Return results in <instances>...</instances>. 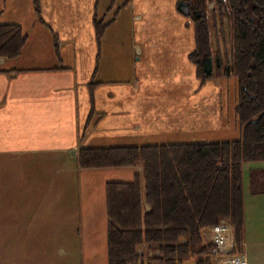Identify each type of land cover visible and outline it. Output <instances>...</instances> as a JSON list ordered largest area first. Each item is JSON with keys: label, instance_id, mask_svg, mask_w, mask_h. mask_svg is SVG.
<instances>
[{"label": "crops", "instance_id": "1", "mask_svg": "<svg viewBox=\"0 0 264 264\" xmlns=\"http://www.w3.org/2000/svg\"><path fill=\"white\" fill-rule=\"evenodd\" d=\"M176 3L39 0V22L33 0H0V24L26 36L19 57L0 58V239L13 229L16 264H109L106 187L142 181V167L85 169L82 149L241 139L237 83L199 84ZM95 20L108 24L100 40ZM241 170V249L264 264V161Z\"/></svg>", "mask_w": 264, "mask_h": 264}, {"label": "trees", "instance_id": "2", "mask_svg": "<svg viewBox=\"0 0 264 264\" xmlns=\"http://www.w3.org/2000/svg\"><path fill=\"white\" fill-rule=\"evenodd\" d=\"M176 1V11L194 26L188 58L199 84L220 77L237 83L241 139L82 149L79 166L85 169L142 167V181L106 187L109 264H216L205 232L226 218L233 254L242 253L241 165L264 161V0ZM33 4L42 22L39 0ZM107 25L95 20L96 39ZM25 40L19 25L0 24V58L19 57ZM143 245L159 256L140 254Z\"/></svg>", "mask_w": 264, "mask_h": 264}, {"label": "built area", "instance_id": "3", "mask_svg": "<svg viewBox=\"0 0 264 264\" xmlns=\"http://www.w3.org/2000/svg\"><path fill=\"white\" fill-rule=\"evenodd\" d=\"M210 240L214 244V254H221L224 256L222 264H247L245 257L242 254L231 255L234 247V240H232V228L228 223L223 221L216 224L213 228Z\"/></svg>", "mask_w": 264, "mask_h": 264}, {"label": "rangeland", "instance_id": "4", "mask_svg": "<svg viewBox=\"0 0 264 264\" xmlns=\"http://www.w3.org/2000/svg\"><path fill=\"white\" fill-rule=\"evenodd\" d=\"M118 1H120V0H117V2ZM10 210H11V206H10ZM222 221L224 223H228L230 225V228H232L231 223L227 218L219 220V223ZM8 225L13 228L12 221L10 223H8ZM212 231H213V229L210 230V236L212 234ZM207 232H205V234ZM232 235H234L233 228H232ZM208 236H209V232H208V235L206 234V237H208ZM207 241H208V239H207ZM240 245H241V247H243L242 243ZM217 255L219 256V259L224 258V256L219 254V253L218 254L216 253V256ZM0 257H1L0 264H16L13 229H12V237H9V238L3 239V240L0 239ZM69 258H70L69 264H81V258L80 257H79L80 259L79 258L77 259L75 256H69ZM8 261H10V262H8ZM220 263L222 264V260H220ZM62 264H65V263L62 262Z\"/></svg>", "mask_w": 264, "mask_h": 264}]
</instances>
